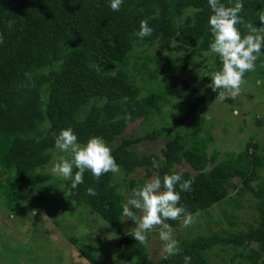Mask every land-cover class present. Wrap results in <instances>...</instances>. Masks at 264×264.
Instances as JSON below:
<instances>
[{"label":"trees","instance_id":"1","mask_svg":"<svg viewBox=\"0 0 264 264\" xmlns=\"http://www.w3.org/2000/svg\"><path fill=\"white\" fill-rule=\"evenodd\" d=\"M221 2L232 6L235 0ZM242 2L240 16L244 24L238 27L246 34V24L262 26L257 14L264 11V0ZM109 4L110 0H0V33L4 38L0 44V173L16 170L0 181V197L7 204L27 200L33 188L50 180L51 176L41 170L49 163L47 151L55 148V138L62 129L71 127L81 144L98 136L110 146L129 123L159 114L168 98L173 99L179 92L169 74L186 69L195 55H201L200 48H210L213 36L208 24L212 14L208 0H123L118 12L112 11ZM189 9L193 12L185 15ZM177 19L182 21L177 23ZM8 20L15 21L11 28ZM142 20L153 28L152 34L144 38L136 35ZM173 39L189 52L181 63L169 53ZM154 45L167 53L145 56L144 60L135 57L132 64L133 71L150 86L142 94L143 88L127 69L128 58L134 48ZM104 65L108 69L105 72L99 68ZM254 72L260 74L261 69ZM161 73L165 76L158 80ZM191 80L196 81L193 76ZM187 87L188 83L182 81L181 89ZM216 94L209 92L190 102L183 101L181 105L188 109L172 119L168 130L189 125L197 116L199 104ZM161 131L154 128L142 137L122 138L121 144L111 147L124 173L127 192L150 177L162 178L176 172L184 180H193L191 191L180 193V205L187 212L208 213L227 199L239 206L237 201L249 195L255 199L257 217L245 231L221 229L184 238L178 255L167 259L163 256L155 264H184L185 256L191 257V264H210L209 252L218 246L231 247L234 257L245 264H264V156L257 154L258 145L248 141L243 156L235 158L227 153L228 158L220 161L218 153L207 152L211 137L194 136L189 144L187 138L176 135L166 139L159 154L137 153L130 148L141 141L157 140ZM153 160L159 163L158 169ZM183 162L195 174L176 168ZM139 169L144 170L143 177L129 178ZM76 171L74 168L73 176ZM113 175L108 173L97 180L86 170L84 182L77 188L72 189V181L65 179L63 188L69 203L86 206L108 225L120 229L126 196L113 183ZM234 179L240 181V186ZM253 182H257L255 186ZM88 188H93L96 195H88ZM176 190L180 191L178 185ZM167 222L172 228L179 225V220ZM132 235L133 230L127 232L119 243L134 255L132 264H154L146 246ZM89 251V247L81 249L88 261L98 264Z\"/></svg>","mask_w":264,"mask_h":264},{"label":"rangeland","instance_id":"2","mask_svg":"<svg viewBox=\"0 0 264 264\" xmlns=\"http://www.w3.org/2000/svg\"><path fill=\"white\" fill-rule=\"evenodd\" d=\"M190 12H193V9L186 11L185 15ZM178 21L182 19H177L176 22ZM171 46L169 53L176 63H181L189 52L184 50L178 39H173ZM199 51L201 55H195L186 69H179L169 74L174 78L170 81L176 82L179 87L175 97L168 98L169 101L164 103L159 114L145 121L137 119L129 123L124 133L110 147L121 144L122 138L142 137L155 128L162 130L157 140L141 141L130 148L137 153L159 154L167 138L179 135L187 138L190 144L191 138L197 136L212 138L207 152L218 153V161L226 160L227 153H232L235 158L243 156L248 141L257 144L260 148L257 154L264 156V49L255 68V70L261 69V73L252 71L244 77L241 94L235 100L229 98L219 101L216 99V94L207 103L199 104L197 116L192 118L189 125L168 130L172 127V119L188 109V106L181 105L183 101L190 102L195 97L213 92L211 88L206 87L211 82L209 74L219 71L222 64L217 54L211 52L210 48L207 50L200 48ZM166 53L157 45L151 48H134L130 53L127 69L135 82L143 88L142 94H146L150 86L133 71L132 64L135 57L144 60L145 56L153 58L155 54ZM99 68L104 72L108 70L105 65ZM111 72L113 73L114 70ZM164 76L163 73L159 74L158 80ZM191 76L196 79L195 82L191 80ZM182 81L188 83L187 89H181ZM257 120L261 122L258 125ZM251 151L250 149L247 153L250 154ZM47 152L50 154V161L41 172L51 176L49 181L33 188L27 200L22 202L7 204L6 199L0 197V264H92L81 252L83 247H89L91 257L98 259V264H132L134 255L125 251L119 244L121 238L135 228L132 221L123 215L121 228L114 229L98 215L91 213L86 206L69 203L63 188L64 179L53 175L51 168L61 157L70 161L71 154L61 152L56 147ZM210 167L211 165H208V168ZM176 168L180 172H192L184 162L176 165ZM11 169L0 173L1 182H4L8 175L16 173L15 169ZM261 173L264 174V169ZM143 175L144 170L139 169L129 175V178H140ZM123 178L124 173L120 171L119 174L113 175L112 181L125 194L127 201L131 193L127 192ZM234 182L240 186L238 179H234ZM256 183L253 182L252 185L255 186ZM231 195L235 197L233 192ZM237 202L240 203L239 206L227 199L214 205L208 213H199L198 216L194 214L195 222L191 227H183V217L180 218L179 225L173 228L174 239L180 243L184 238L209 235L221 229L230 232L245 231L257 217L253 207L255 199L246 195ZM229 221L234 224H229ZM147 236L148 258L155 264L164 256L163 245L159 240V228H154ZM234 253L231 247H215L209 252L210 264L244 263L240 262L239 257L235 258Z\"/></svg>","mask_w":264,"mask_h":264},{"label":"clouds","instance_id":"3","mask_svg":"<svg viewBox=\"0 0 264 264\" xmlns=\"http://www.w3.org/2000/svg\"><path fill=\"white\" fill-rule=\"evenodd\" d=\"M123 0H110V9L119 11ZM211 15L208 21L213 40L210 43L211 52L217 54L222 64L219 71L209 74L211 82L206 87L217 93L216 99L225 101L235 100L241 94V86L245 82L244 76L248 72L255 71L256 61L264 49V11L257 14L262 23L260 27L246 24V34H242L238 25L244 24L240 16L244 8L242 0H235L234 5L227 6L221 0H208ZM9 28L15 23L8 20ZM153 28L146 20L140 22V30L136 35L140 38L150 36ZM4 42L0 33V44ZM260 83V81H257ZM236 114V113H234ZM55 147L61 152L70 153L69 161L63 157L56 162L51 172L53 175L65 180H71V188L75 189L84 182V173L90 171L99 180L105 174H119L120 167L112 155L111 147L102 137L93 136L85 144L78 142L74 130L69 127L62 129L55 138ZM155 168H159L156 160L152 161ZM77 169L73 176V169ZM192 179L184 180L182 175L176 172L154 176L142 186L132 189L126 202L122 203V214L134 221L133 237L141 245H148L147 234L154 228H159V240L162 242V254L164 258L178 255L179 242L173 237V228L167 221L179 220L183 216V227H191L195 222V216L187 212L180 205L181 192L191 191ZM177 185L180 191H177ZM88 195H96L93 188L87 189ZM66 195V193H65ZM136 210V211H133ZM140 215L137 216L136 212ZM184 264H191V257H184Z\"/></svg>","mask_w":264,"mask_h":264}]
</instances>
